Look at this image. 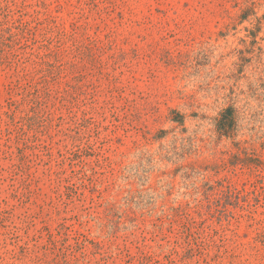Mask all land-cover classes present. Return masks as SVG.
<instances>
[{
  "label": "rangeland",
  "instance_id": "obj_1",
  "mask_svg": "<svg viewBox=\"0 0 264 264\" xmlns=\"http://www.w3.org/2000/svg\"><path fill=\"white\" fill-rule=\"evenodd\" d=\"M0 264H264V0H0Z\"/></svg>",
  "mask_w": 264,
  "mask_h": 264
},
{
  "label": "trees",
  "instance_id": "obj_2",
  "mask_svg": "<svg viewBox=\"0 0 264 264\" xmlns=\"http://www.w3.org/2000/svg\"><path fill=\"white\" fill-rule=\"evenodd\" d=\"M234 110L233 108H228L225 111V114L222 115V119L219 122V129L220 131L228 134L229 129L232 127L234 124Z\"/></svg>",
  "mask_w": 264,
  "mask_h": 264
}]
</instances>
